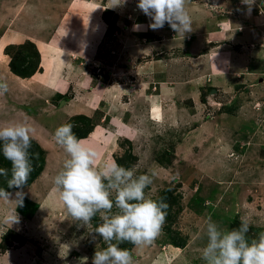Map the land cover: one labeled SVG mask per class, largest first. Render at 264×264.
Returning <instances> with one entry per match:
<instances>
[{
    "label": "rangeland",
    "instance_id": "rangeland-1",
    "mask_svg": "<svg viewBox=\"0 0 264 264\" xmlns=\"http://www.w3.org/2000/svg\"><path fill=\"white\" fill-rule=\"evenodd\" d=\"M137 3L127 0L113 8L109 0H0V81L8 84L0 95V126L29 125V150L37 158L31 159L23 186L29 203L16 208L14 201L0 200V264H92L94 252L107 247L94 233L100 214L83 225L53 190V179L68 158L54 139L64 124L73 125L84 146L99 153L98 169L115 162L136 176L149 175L153 182L146 196L167 203L161 233L152 244H119L134 264H205L209 217L228 230L246 219L249 240L264 231V94L258 80L264 78V61L262 68L255 61L248 67L255 79L231 72L232 80H220L223 88L209 85L205 78L211 66L200 59L185 58L181 74L167 72L162 78L161 65L157 70L153 65L161 44ZM185 7L190 19L202 20V33L207 19L221 24L220 30H208L211 44L202 39L207 45L194 55L210 49L226 59L264 56V0H255L250 9L242 0H186ZM25 26L46 30L36 39L35 29L29 36ZM159 30L166 38L162 46L172 40L178 48L183 33L167 23ZM192 31L185 40L189 46ZM230 64L215 70L231 74ZM50 76L64 78L67 88L46 90ZM100 98L104 101L96 103ZM153 101L160 122L148 119L145 109ZM105 114L113 115L110 122L119 129L109 127ZM0 168L8 171L0 176V188L14 200L19 189L8 187L11 163L2 151ZM15 211L19 219L11 225L6 221ZM117 211L114 206L112 212Z\"/></svg>",
    "mask_w": 264,
    "mask_h": 264
},
{
    "label": "clouds",
    "instance_id": "clouds-1",
    "mask_svg": "<svg viewBox=\"0 0 264 264\" xmlns=\"http://www.w3.org/2000/svg\"><path fill=\"white\" fill-rule=\"evenodd\" d=\"M242 2L250 9L255 0ZM109 3L114 8L126 5L127 0H109ZM185 5L186 0H138L137 8L150 18L149 27L153 30L167 23L175 32L185 34L192 31ZM7 91L8 84L0 81V95ZM72 128L73 125L64 124L54 132L56 143L68 158L53 179V190L67 213L83 225L90 224L92 218L100 214L102 223L94 233L102 237L107 247L94 252L92 264H134L130 251L120 248L119 244L125 241L136 247L152 244L161 233L168 205L163 199L157 201L146 196L145 189L153 182L149 175L136 176L133 170L115 162L98 169L95 165L99 153L85 147ZM32 132L26 123L0 126V151L11 163L8 187L19 189L15 199L10 200L12 193L0 188V200L14 201L17 207L23 206V186L32 171L29 153ZM7 175L8 171L0 168V176ZM114 206L118 209L115 213L112 212ZM18 219L15 211L6 222L12 225ZM249 227V222L242 218L238 228L222 229L209 217L207 244L202 249L205 264H264V231L249 240ZM114 240L118 243H112Z\"/></svg>",
    "mask_w": 264,
    "mask_h": 264
},
{
    "label": "crops",
    "instance_id": "crops-1",
    "mask_svg": "<svg viewBox=\"0 0 264 264\" xmlns=\"http://www.w3.org/2000/svg\"><path fill=\"white\" fill-rule=\"evenodd\" d=\"M38 1H40V0H38ZM201 21H202L201 19L198 20L196 17L191 18V27L193 26V28H194L192 32H194L195 34H193V35L191 34L192 37H194V38H188L189 42L191 44L190 46L187 45V43L185 41L186 38H187L188 32L183 34V36H184L183 38H180V39L177 40L176 43L178 44V46H177L178 48H174L172 46V44L175 43V42L172 41V40H168L169 43H170L169 46L167 45V42L165 43L166 46H162V43L166 39L165 35L162 34V32H159L160 28L155 30L156 31L155 35L157 36V41H159L158 43L161 44V46H159V48L161 50V53H159V55H157L158 59H155L153 61L154 62L153 65H155L154 67L156 68V70L158 69L159 65H161L160 66L161 70H159L160 72H158V74L161 75V77L163 75L162 78H164V75L167 72H170V74H172L173 77L178 76L179 74L182 73L181 69L184 66L183 61L185 60V58H188V61H195L196 59H200V60L204 61L205 63L210 64L211 70L208 73V77L205 78V79L209 82V85H211L212 87H215V88L222 87L221 83H220V80H222L223 82L226 81V79H228V78H230L232 80L233 78L231 77V75H232L231 72H233V74H237L236 78H242L243 80L247 79V81L255 79L254 78V73H249L248 67L251 66V65H255V64L257 65V62H258V65L260 66V68H262L261 65H262V61H264V56L256 57L257 55H254V56H251V57H247L246 54H237L235 57L229 56V55H231V53L234 52L233 51L231 53H227L228 56H229V59H226L227 58L226 54L225 55L224 54L219 55V54H216L214 51H210V49H209V51L206 50L205 53L202 54V55H194V53L201 47V45H207V44H205V42L204 43L202 42V39L206 38L208 40V42H209V43L208 42L207 43L211 44L210 41H209L210 38H211V33L208 34V30H211V29L212 30H220L221 29L220 28L221 24L219 25L217 23L218 21L217 22L215 21V23H214V22H212V20L209 22V19H207L206 21L205 20L204 21H205V23H207L209 25V27L208 26H204L203 27V30H204L203 33H205V34H203L202 33V27H200ZM34 29L35 28L29 29V28L26 27V33L29 34V36H33V35L36 34V36H34V38H36V39H37V36H38L39 33H41V32L46 30V28L44 29L43 27L40 26L39 30L35 29V34L31 33L30 31L34 32ZM196 37H197V39H196ZM199 40L201 41V44L199 43ZM206 49H208V47H206ZM172 50H176L175 53H172ZM197 57H200V58H197ZM227 61H230V63H231L230 64L231 65L230 66V73L231 74H229L228 71H227V72H220V75H219V73L215 70V68L216 67L219 68V65L221 63H223V62L227 63ZM253 61H255L256 63L253 64L254 63ZM148 65L146 67H148ZM146 69H148V68H146ZM195 69H196V66H195ZM255 70L258 71L259 73H261V71H259V69H255ZM154 73L157 74V72H154ZM154 73H153V75H155ZM147 77H148V74H147ZM258 77H260V76H258ZM53 78H56V79H53ZM197 78H199V76ZM46 79H50V85L48 83L47 84L45 83L46 90H49L47 88V86H51L52 88L56 87V89H59V87H60L61 89H64V90L68 86V84L66 83L67 81L64 80V78H62L61 81H57L58 76H50V78H46ZM258 80H259V82L262 81L261 84L263 85V88H260L259 92L264 94V78L260 77V78H258ZM147 81L148 80L143 81L142 83H145ZM159 82H162V81H159ZM223 82H222V85H224ZM199 83H204V80H200ZM205 83H207V82H205ZM226 88H228V87H226ZM49 91H52V90H49ZM54 91H55V89H54ZM167 92L168 91L166 89H163V91H162V93H164V94H167ZM55 93H57V92H54V94ZM183 93H185V92H183ZM57 94L59 95V93H57ZM61 94H63V93H61ZM145 96H148L150 98L153 95H148L147 94ZM146 98L147 97H145V100H146ZM149 98H147V99H149ZM100 101H104V100L102 98L97 99L96 103H99ZM147 101L149 103V100H147ZM153 103H154V101L152 102V107L151 106L150 107L147 106L146 109H145L147 111V113H148V115H147L148 119H149V121L153 120L155 122H160L161 113H160V111H158L159 110L158 109L159 106H156ZM80 106L81 105L79 104L77 107L80 108ZM81 108L82 109L80 111H84L85 110V108H83L82 106H81ZM151 109H152V111H151ZM161 109H162V112L165 111V108L163 107V105H161ZM251 111H254V110H251ZM163 114H164V112H163ZM105 117H106V119H108L109 127H112L114 130L119 129V128H117L116 124H112L110 122L111 119H113V115L109 116L108 114H105Z\"/></svg>",
    "mask_w": 264,
    "mask_h": 264
},
{
    "label": "trees",
    "instance_id": "trees-1",
    "mask_svg": "<svg viewBox=\"0 0 264 264\" xmlns=\"http://www.w3.org/2000/svg\"><path fill=\"white\" fill-rule=\"evenodd\" d=\"M29 153H30V150H29ZM30 156H31L32 162H35V160H37V158H36V156H35L34 153L31 152V153H30ZM11 190H13V189H11ZM12 192H13V191H12ZM25 203H29V200H28L27 198H24V200H23V204H25ZM16 207H17V206H16ZM35 209H36V207H35ZM34 211H35V210H34ZM34 211H33V212H30L28 216H25V218H26V219H30V218L32 217V215L34 214ZM21 215L24 216L23 213H21ZM5 235H6V233H5L4 235H2V239H1V240H3V239L5 238Z\"/></svg>",
    "mask_w": 264,
    "mask_h": 264
}]
</instances>
